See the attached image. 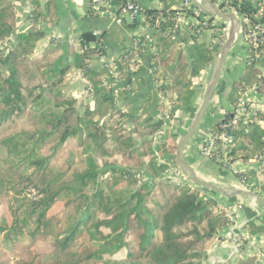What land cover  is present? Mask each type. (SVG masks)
Listing matches in <instances>:
<instances>
[{"label":"trees","instance_id":"16d2710c","mask_svg":"<svg viewBox=\"0 0 264 264\" xmlns=\"http://www.w3.org/2000/svg\"><path fill=\"white\" fill-rule=\"evenodd\" d=\"M158 1L162 8L144 10L155 28L148 32L152 42L136 35L135 46L117 57L114 71H93L90 57L105 48L92 31L81 34L86 50L73 52L71 60L61 59L62 48L53 39L37 51L46 30L58 23V0H29L28 29L18 26L15 0H0V44L9 42L0 50V198L5 197L0 203L7 205L0 232L6 243L30 239L14 264H203L220 231L231 224L227 208L208 196V189L165 178L170 168H180L177 141L165 131V119L148 110L151 94L133 115L128 102L120 104L135 89L133 77L142 70L139 57L147 47L157 91L171 105L170 119L187 109L194 78L216 59L212 48L197 43L214 18L200 17L184 7L185 0ZM263 1L229 4L242 20L256 22ZM88 2L89 14L97 16L93 0ZM224 4L220 8L228 11ZM179 10L200 22L180 29ZM225 32L222 26L215 36L224 40ZM72 70L86 78L93 100L83 111L69 90ZM251 89L264 96V42L247 50L230 102L235 105ZM157 107L167 109L162 99ZM258 114L259 123L230 129L228 111L212 127L214 136L233 134L227 157L216 162L229 168L235 160L262 157L264 163V109ZM139 173L150 178L149 186ZM235 175L264 196V166ZM61 201L63 213L50 215ZM245 228L264 233V223L248 222ZM50 238L51 253L33 249ZM0 264L11 260L3 255ZM238 264H258L256 255L240 256Z\"/></svg>","mask_w":264,"mask_h":264},{"label":"crops","instance_id":"0c3cea01","mask_svg":"<svg viewBox=\"0 0 264 264\" xmlns=\"http://www.w3.org/2000/svg\"><path fill=\"white\" fill-rule=\"evenodd\" d=\"M116 1L118 3H124L127 0ZM136 1L146 8L160 9L163 7L158 0ZM249 1L254 2L256 0ZM15 3L18 26L20 29H28L30 26L31 13L30 2L29 0H15ZM214 3L220 6L224 4V0H215ZM176 4H174V7ZM88 6V0H58V23L55 27L46 30V34L41 39L37 51L53 39L54 44L62 48L61 59L65 61L71 60L73 52L81 53V34L85 31H92L101 38L105 50L103 54L95 53L90 57V67L93 71H101L104 69L112 71L111 69L102 67L104 60H115L124 52L125 48L134 47L136 44V35L142 34L150 22H147L143 16L133 20L129 19V17H125L122 21H118L105 15L104 11L97 10L96 13H98V15L93 16L89 14ZM102 7L104 8L105 5L102 4ZM206 16L208 20L214 18L211 22L213 28L200 31L197 43H202L212 48L216 52L217 59L223 44L219 43L221 40L218 36L216 37L215 34L224 26V30H226L225 37L228 36L230 25L220 17L210 14ZM199 19L200 18L196 16L189 17L185 15L179 22V28L185 30L190 23L200 22ZM154 31L155 28L151 30L152 33ZM150 42H152V40ZM237 43L238 41H235L228 53L219 83L214 91L204 120L183 152L184 159L195 169L199 180L210 182L228 192L246 187L239 181L235 172L261 168L264 164L261 160L262 157H257L251 161L235 160L229 168H225L219 162L204 157L199 147L202 135L209 133L216 123L224 121L226 113L234 106L230 102L229 95L233 83L239 78L244 68H242L244 60L240 57V51L236 48ZM91 46H97V44L92 43ZM150 53L151 48L147 47L140 55L139 59L142 61L143 67L142 70L133 77L135 89L126 96L121 97L120 104L128 102L133 112L131 115H133L140 110L141 101L146 98L147 93H150L152 101L148 106V110L151 115L163 117L165 119V131L171 133L178 143V141L188 133L202 105L216 67V59L203 70L197 78H194V95L187 109L178 111L175 116L170 119L169 111L171 105L168 99L161 96L157 91V86L150 70ZM86 81V78L79 70H72L69 80V90L78 100L80 111H83L87 106L91 107L93 105L92 98L87 96L85 90ZM246 95L250 98L256 96L255 92L252 90L248 91ZM160 99H162L167 106L165 112H160L158 110L157 103ZM257 99L259 98L257 97ZM165 178L177 183L187 182L191 186L197 185L194 183L191 173L181 167L179 169L170 168L166 172ZM207 194L217 199L222 206L227 208L231 224L220 231L218 238L205 257L203 264H238L240 256L245 257L249 255H256L258 264H264V233L251 234L247 228H245L248 222H255L257 224L264 223V205L256 202L254 197L246 195L225 197L211 190L207 191Z\"/></svg>","mask_w":264,"mask_h":264},{"label":"built area","instance_id":"2783aa9c","mask_svg":"<svg viewBox=\"0 0 264 264\" xmlns=\"http://www.w3.org/2000/svg\"><path fill=\"white\" fill-rule=\"evenodd\" d=\"M232 0H224V6L228 9L227 12H236L234 11V8L229 4ZM116 2V3H115ZM102 4L105 5V7H102ZM90 5V3H89ZM91 7L96 11H104L105 15H108V17L116 19L118 21H122L125 17H129V19L133 20L136 18H139L141 16L144 17V10L146 9L145 6L138 3L136 0H127L124 3L120 2L118 3L116 0H93L91 3ZM184 7L189 8L191 11H195L198 13L201 17L208 20V13L204 12L201 8H199L193 0H185ZM186 11H180L178 12L179 19L185 17ZM264 14V1L262 3V7L259 12V17L256 22L251 21L249 18H242L240 16H237L241 20V29L240 32L242 33L246 48L247 50L250 47H257L260 44L264 42V21L262 20V16ZM243 21L245 22L246 28L243 30ZM154 27L148 23L146 26L144 32L140 35H146V37L151 40L150 31ZM227 39V36L224 38V40L219 41V43L223 44ZM9 42H5L2 45H0V50L3 49L5 46H7ZM86 47H81L80 52H85ZM123 53V52H122ZM121 53V55H122ZM119 57V56H118ZM117 59V58H116ZM115 60H104L102 63V67L111 69L112 71L115 70L117 67V63ZM116 81H120L119 78H116ZM255 92V97L250 98L246 93L242 94L236 104L232 107L230 110L231 113V122L229 123L230 129H241L246 128L252 125L253 123H259V111H261L264 108V96L258 93L255 89H251ZM250 91V90H249ZM257 97L259 99H257ZM233 139V134L229 133H222L220 135L214 136L211 132L205 133L200 138L199 147L201 153L204 155V157H207L209 159H214L216 161H221L227 157L226 155V149L229 146V143ZM264 164L261 166L263 167ZM138 176L141 178V181L146 185H150V178L142 173H139ZM247 188V187H246ZM31 193L35 195V191L32 189Z\"/></svg>","mask_w":264,"mask_h":264},{"label":"water","instance_id":"95a60500","mask_svg":"<svg viewBox=\"0 0 264 264\" xmlns=\"http://www.w3.org/2000/svg\"><path fill=\"white\" fill-rule=\"evenodd\" d=\"M193 1L204 12H206L210 15L216 16V17H220L223 21L229 22L230 23V29H229V34L227 36V39L223 43V45L220 49V52L218 54V57L216 59V62H215L216 67H215L213 76L211 78V81L209 83L208 89L206 91V94L204 96L202 105H201L198 113L196 114L194 121H193L188 133L183 138H181L177 143V150H176L177 163L181 168H183V169L187 170L189 173H191L194 183H196L200 187H203V188L211 190V191L218 192L225 197H232L235 195L251 196V197H254L256 202L264 205V196H262L261 194H259L256 191L250 190L246 187L237 189L233 192H228V191L222 189L221 187H218V186H216L210 182L199 180L197 178L195 169L189 163H187L183 157V152H184L186 145L193 138L198 127L200 126V124L204 120V117L207 113V109L209 107V104H210V101H211L212 96L214 94V91H215V89L219 83V80L221 77V72H222L223 66L226 62L228 53H229L232 45L235 43L237 34L240 33V29H241V20L234 12H227V11L222 10L220 8V6H218L217 4L212 2L211 0H193Z\"/></svg>","mask_w":264,"mask_h":264},{"label":"rangeland","instance_id":"374dc122","mask_svg":"<svg viewBox=\"0 0 264 264\" xmlns=\"http://www.w3.org/2000/svg\"><path fill=\"white\" fill-rule=\"evenodd\" d=\"M227 23L228 25H230L229 22ZM237 41L238 43H237L236 48H238V51H240V57H242V59L244 60L243 65H242V68H243L245 65L246 59H247V48H245L246 44L243 39L242 33L237 34L236 42ZM0 45H2V43ZM10 194H12V192H10ZM4 199L5 197H2L0 198V201L2 202ZM64 203H65L64 201H61L55 204L53 208L50 209L49 214L50 215L62 214L64 210ZM6 210H7V205L0 203V215H2ZM29 243H30V239L28 237L6 243L5 238H4V233L0 232V257L5 255L6 258L7 257L10 258L11 264H14L19 258L20 253L26 249ZM51 243H52L51 238L46 241H39L33 246V249L40 253L49 254L52 251Z\"/></svg>","mask_w":264,"mask_h":264}]
</instances>
